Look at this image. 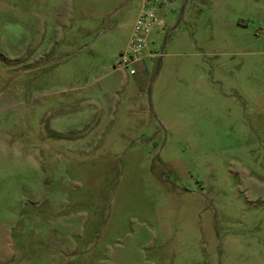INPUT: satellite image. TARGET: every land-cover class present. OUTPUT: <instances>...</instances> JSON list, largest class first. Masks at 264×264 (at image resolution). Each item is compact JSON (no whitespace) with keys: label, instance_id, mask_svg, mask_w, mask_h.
I'll return each mask as SVG.
<instances>
[{"label":"rangeland","instance_id":"obj_1","mask_svg":"<svg viewBox=\"0 0 264 264\" xmlns=\"http://www.w3.org/2000/svg\"><path fill=\"white\" fill-rule=\"evenodd\" d=\"M0 0V264H264V0Z\"/></svg>","mask_w":264,"mask_h":264},{"label":"built area","instance_id":"obj_2","mask_svg":"<svg viewBox=\"0 0 264 264\" xmlns=\"http://www.w3.org/2000/svg\"><path fill=\"white\" fill-rule=\"evenodd\" d=\"M177 0H144L134 23L128 48L121 53L117 69L137 73L136 66L142 61L147 48V39L153 26L161 22L154 16L153 10L165 4L171 5Z\"/></svg>","mask_w":264,"mask_h":264},{"label":"crops","instance_id":"obj_3","mask_svg":"<svg viewBox=\"0 0 264 264\" xmlns=\"http://www.w3.org/2000/svg\"><path fill=\"white\" fill-rule=\"evenodd\" d=\"M136 74H137V73H136ZM136 74H135V75H136Z\"/></svg>","mask_w":264,"mask_h":264}]
</instances>
